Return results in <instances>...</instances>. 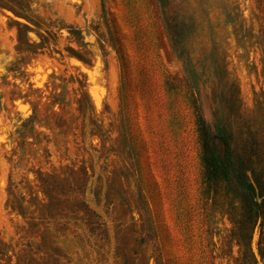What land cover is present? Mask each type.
<instances>
[{
  "label": "rangeland",
  "instance_id": "1",
  "mask_svg": "<svg viewBox=\"0 0 264 264\" xmlns=\"http://www.w3.org/2000/svg\"><path fill=\"white\" fill-rule=\"evenodd\" d=\"M238 176L264 203V0H0V264H264Z\"/></svg>",
  "mask_w": 264,
  "mask_h": 264
},
{
  "label": "trees",
  "instance_id": "2",
  "mask_svg": "<svg viewBox=\"0 0 264 264\" xmlns=\"http://www.w3.org/2000/svg\"><path fill=\"white\" fill-rule=\"evenodd\" d=\"M206 135L207 134H205V136ZM208 147L209 144L208 141H206L204 146L205 152L208 150ZM207 155L205 163L207 164L209 170V179L215 181L218 175L222 174L225 176L232 166L231 150L227 139L220 138ZM237 181L252 200L253 207L250 209L254 211V209L257 208L256 214H259V217L262 218L261 215H264V203L260 205L256 202L258 191L262 192L261 186L258 184L256 186L250 181L243 180L240 176L237 177ZM261 194L262 195H259V197H264V194Z\"/></svg>",
  "mask_w": 264,
  "mask_h": 264
}]
</instances>
